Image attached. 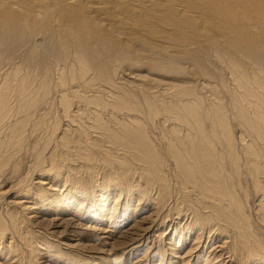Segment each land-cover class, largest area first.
Segmentation results:
<instances>
[{
  "label": "bare ground",
  "instance_id": "1",
  "mask_svg": "<svg viewBox=\"0 0 264 264\" xmlns=\"http://www.w3.org/2000/svg\"><path fill=\"white\" fill-rule=\"evenodd\" d=\"M5 1L7 7L11 8L16 13H21L20 7L18 6L20 4L18 3L19 0H5ZM39 1H40V5L38 7H40L41 9H48V11L57 10L58 7L59 6L61 7L62 5L77 6L80 3V0H39ZM138 1H136V3H138ZM158 1L156 3L157 6L160 4L158 3ZM229 1H230L229 2L230 5L228 6H230V10L233 13H235L237 10H242L241 16L243 18V28L242 31L239 32V34H241L239 35V37H237L238 35L236 31L234 32L231 31V33L229 32L231 34L230 35L231 39H229L228 47L224 52L223 50L221 52L216 50L213 53V63H214L213 65L215 66L216 70L218 69L217 71H219L220 68L221 71L225 72L226 79H224V82H222V80L213 81L214 84L210 86V88L214 91L213 92L214 97L212 98L210 97L212 100L209 99V101L207 99H206L207 101L204 100L203 96H201L200 94L199 96H197L198 93L193 94V92H189L183 89L182 90L184 92L183 91L178 92V90L176 89L177 92L176 95L174 96H172L173 94H171L170 96L165 95L167 93V90L164 89L163 91L164 92L166 91L164 96L160 94H159L160 96H157L144 92L142 88L138 89L136 87L139 90L138 92L143 93L140 97L142 98L141 101L144 103V105L147 108L146 116L143 117L139 115V113L137 114L135 112L137 115L130 114V115H126L127 117H122L123 116L122 113L126 114V112H121V111H124V109H126L125 107H129V105H131V103L133 102L134 98L129 93H127L126 90H125L126 92H123L122 89H120L121 92L119 91V93L123 92L122 95L121 94L119 95V93L116 92L117 91L116 89L119 87L118 86L119 83L117 82L118 84H115L116 81L115 82L111 81L114 80L111 79L114 76L113 74H115L114 70L112 72V69H109L107 71L105 69V76L103 77V79L106 80H101V79L99 80L100 82L102 81L103 83L101 84L99 82L101 85H104L106 88L109 87L111 89L110 95L108 97L103 95L104 92L102 91L104 89L100 88L101 87L100 85L99 87H95V89H97V91L100 93V96L98 92H97L98 93L97 96L96 94L94 95L93 93L92 96L88 94H84L83 93L84 90L82 92L81 87L83 86L85 87L86 84L88 83L90 84L92 83V81L94 82L92 75L95 73V71H97L98 73L100 72L101 77L99 74L97 75L99 76V78H102L103 72L102 70H100L102 67L101 68L96 67L98 69H96L95 71L93 70V67H91V64H93V61L91 62V58H90L92 53H90L89 56V54L87 55V51H94L95 49H89L87 46L85 47L86 41L84 43V39H83L84 33H82L84 31L83 30L82 32L81 30L75 31V28H73L74 30L70 29L73 36L72 38L73 42L76 43L73 44L71 42V46L73 45L71 49L74 50L72 56L73 61H70L69 58L67 62L69 63L70 61V64L63 61L67 63L66 65L69 66L68 68H65L66 70L63 68V66L66 67L65 65L59 66V62L61 60L59 62L55 61L58 64L57 67H62L63 69V70L60 68H59L60 70L58 69L59 71H61L60 73L56 71V74L58 72L59 81L57 80L56 82L57 92L56 93L53 92L54 93L53 95L58 94L57 97L56 95L55 97L53 95L50 96L51 92L48 90V88H50L49 87L50 84L46 82L47 76L44 77L40 75L41 76L39 77L40 79L35 78L38 80H35L34 78L28 80L29 78L28 75H30L29 70H27L28 71L27 73L23 75L22 74L19 75L20 73L18 71V67H14V66L12 67L11 70L8 71L9 73L7 72L5 74L6 78L4 77L5 79L0 80V173L3 172V174H5L4 171H6V168L8 167V163L10 162V166H11V162H13L10 160H13L15 158L18 159L17 157H20L22 153H25V151L26 152L29 151L28 147L30 144L33 143V142L30 143L31 141L30 138L36 136L35 133H37V131H44V135L41 136L45 138V142H44L45 146H43L42 148L43 150L46 149V151L45 153H40V154L37 153L35 157L36 161L33 160L32 163L34 164L35 162H37L35 163L36 165L35 164L34 165L36 166L35 167L36 170H38V172H40L41 174L44 175L48 174L52 176L50 178L51 180L53 181L56 180L59 183L60 182L64 183L63 187L65 188L66 193L64 192L61 193L60 191H56L55 189H52V187H50L49 185H47V187L43 186L44 184L43 183H42L43 185L41 183L39 184L38 181L37 183L39 187L34 185L30 186V188L29 186L27 187L26 185H28L29 183H27L28 177L26 175H28L29 173L25 174V177H27V179L25 177L24 178L20 177L21 179L18 177L19 179L17 180L18 182L16 186L18 188L15 191L18 190L17 193L19 195L22 194L25 196L21 198L23 200L20 202L18 201L5 202V204L7 203V206H5L4 208L5 210H3L5 213L0 212V256H6L7 252H10V254L14 252L11 246L12 242L11 241L8 242V240L10 239L14 240L15 237L19 236V238L21 237L22 239L30 243L28 234L30 233V230L32 228L28 230L29 229L28 227L29 224L31 223L38 224L32 221H35V218H37L38 216V212H36V210L39 208V206L42 207V205L46 206V204H48L49 207H51L54 212H66V211H71L70 208L72 207V203H73L72 200L74 199V201H76L78 199V196L79 199H81L80 197L84 196V201H88L89 199L90 200L92 199L93 201L92 194H96V188H94V185H96L99 181V177L101 176L100 175L101 170L106 169L104 177H102L104 174L103 173L101 176L102 178L100 179L103 180V185L106 188L108 189L110 188V190H113L112 191L113 195L114 194L117 195V193L118 194L120 193L118 195L119 199L121 198V195L123 193L126 194L127 198L129 197L131 199L133 197H136L134 196V194L137 195L138 193L139 198H141L142 195H144L146 198L144 197L143 198L147 199V201L149 200V203L154 202L153 203L154 205L156 206L158 205L157 208H160L159 209L160 211L165 210L167 211V213L172 212L173 214L174 210H178V211L180 210L179 212L176 211L178 212L177 215L181 216L182 213H188V215L190 216L191 218V221L189 223L190 226L192 225L196 226L198 224L202 225L203 226L202 229L199 230L197 226L198 229L194 228V230L191 231L192 233H190L191 235L190 236L188 235L189 237H192L194 235L195 240H198V244H197L198 246L196 248L191 249L193 253L195 252L196 249H197L196 251L198 252L199 246L203 245L201 241H202V237L204 236V233L207 231L208 233L209 232L212 233V230L216 228L215 230L218 231V233L222 232L221 233L222 236H224L223 233L227 234V236L230 235L229 237L226 238L231 239V241L226 240L222 244L223 247L221 248L219 247V249L221 250L220 251L218 250L217 252L214 250H211L210 252L211 247L210 246L207 247V244L204 245V248L206 249L209 248V252L212 253V255L209 254L210 256H214L213 258L215 259H220L222 257V253L224 256V251L228 249L229 250L228 253L231 254L229 258L232 259L234 256L235 260L238 262L242 261V264L243 261L245 262L248 261L247 264H264V238L261 239L263 235L259 237L260 235L258 233L259 229L256 228L255 225H251L248 219L249 217L247 215L245 209V203H244L245 201L244 198L247 197V193H245V188H243L244 187L243 185L245 183L243 181V178L249 180L251 182L249 184L253 185L254 192L256 194L255 196L258 197L257 198L258 205L256 207L257 213L256 212L255 213L257 214V220L259 225H262V223H264V5L263 6L258 5L255 2H251L252 3L251 5L248 4L252 0H243L244 2L243 4H239V2L237 4L236 3L237 0H229ZM259 1H264V0H257L256 2ZM148 2L151 1L145 2L147 4H142L140 7L144 6L149 8L150 5H148ZM28 3L30 2L28 1ZM111 3L113 4V2ZM103 4L106 5V3ZM156 4L151 5V7L152 6L156 7ZM27 6H25V8H27ZM126 6L128 7V5ZM174 6L175 5L171 7ZM23 7L24 6H22V8ZM99 7L100 5L96 7L95 5H90L89 11L91 12V14L95 11L98 12ZM180 9L181 11L183 10L181 7ZM25 10L26 9H24V11ZM33 10L35 9L32 8L30 12H33ZM34 12L36 14L35 15L33 13L35 16L39 15L36 10ZM33 14H29V15L31 16ZM39 17L42 16L39 15ZM70 17L71 16H69V18ZM58 18L60 19L59 16ZM234 18H232L233 21ZM13 20H15V18ZM37 20L38 19L36 18V21ZM46 20L43 17L41 18V22ZM4 22L5 21H2L0 25H4L3 24ZM32 22L34 23L35 21ZM5 24L7 25L6 26L7 28L4 25L6 29L4 32L5 35H2L3 40L6 38L5 41H7L8 36H11L13 34L17 36L19 35L20 27L18 26V23L15 22L14 24L11 25L10 23L5 22ZM233 24H234L233 28L235 27L236 29L234 22ZM32 26L33 24L31 25V27L30 26L29 27L32 29ZM2 27L0 26L1 28L0 32L3 31ZM33 27L37 28V26H33ZM37 29L40 30L41 28H37ZM43 31L44 30L42 28V31L39 32L43 34ZM47 33H49V31ZM59 33L60 32H58V35L55 36L52 32H51L52 34L51 36L49 34L46 35L43 34L45 40L48 39L49 46H53L50 44H53L55 39L58 38L60 39ZM238 40L241 41L242 43H240ZM27 42L29 44L30 41ZM31 43L29 47L31 46ZM61 43L62 42H60V44ZM21 44L22 43L18 45ZM28 44L26 43V45ZM96 44H92V46ZM12 45H16V42L13 43ZM12 45H9L10 50H12L11 48L14 47ZM56 45L58 46L59 43ZM67 45H69V43H67ZM67 45H63V46L61 45L62 48L60 51H62L63 49L62 52H64V50L67 49L68 47ZM33 46H34L33 49L29 48L30 49L29 51L32 53H34V49L35 51L38 50V47L36 48L37 44L36 45L33 44ZM103 46L105 47V45ZM96 47L100 48V50L101 48H103L101 46L100 47L94 46V48ZM113 47L115 46H112V48ZM18 48L20 49V47ZM24 49L26 48H23V50ZM51 49L53 48L47 50L44 49L45 53H43V56L45 58L50 59V60L45 59V63L46 60L51 61V57L50 56L48 57L49 53L51 52ZM54 50L57 52L56 49H53V51ZM60 51L58 49V53ZM113 54L117 55V58L115 57L113 58L112 56L111 57L106 56L105 63L110 64V62L113 59L118 60V58H120L119 55L116 54V51H114ZM62 57L64 56L62 55ZM27 58L32 63V60L29 59V57ZM64 58H67V55ZM119 60H124V59L122 58ZM55 62L54 61L51 62L52 64L54 63L55 65L54 69L56 67ZM48 63L50 64V62ZM13 64H18V62ZM20 64H22V62ZM60 65H62V63ZM46 66L51 67V65H45L44 67ZM26 68L28 69L27 65ZM54 69L53 70L51 69L53 72L52 74H55ZM102 69L104 71V68ZM46 73H48L49 76H51L50 75L51 71L48 70V72L46 71ZM40 74H41V70H40ZM43 75L46 74L43 73ZM66 77L68 78L67 81H66L67 79ZM51 84H53V82ZM89 84L86 86H91ZM93 84L91 86L92 88L94 86ZM222 85L225 87L224 88L225 94H227L226 103H223L224 100L222 99L221 92L219 91V88H221ZM53 89L51 88V90ZM170 89L172 88L170 87ZM153 91H152L153 94H157L156 93L157 91L156 92ZM168 91L170 93L169 89ZM172 92L173 91H171V93ZM173 93L175 94V92ZM185 94L189 98H184ZM54 100L56 101L55 103L57 104V106L61 107L60 110L62 111V115L60 117H62L67 121V125L66 123L63 124L66 125L67 128L62 129L60 135L57 133L58 134L57 137L54 135H56V130L59 131V129H57L59 125L55 127L56 125L53 123L54 124L53 127L55 128H52L51 126L52 119H54V117H52L53 109L56 108V104H54ZM134 103L135 102H133L132 105H136V103L135 104ZM59 112L57 114V117L60 114ZM119 114H121L122 116ZM160 114H162L163 116L159 118L160 121H158L159 119L157 120L156 117ZM105 116H108V119L104 118ZM62 118L61 119L59 118L60 120H58L59 122H56V124L61 123V121L65 122L62 120ZM155 119L158 122L155 121V123L152 124V126L150 127L152 131H149L150 128L147 129V127L145 126V122L151 123L154 122ZM53 121L55 122L56 119ZM168 121H170L171 123L170 122L168 123ZM234 125L235 127L238 128L237 137H235L234 134L235 131L233 128ZM155 128H157L156 130H159L158 134H155V132H153ZM49 130L51 132H48ZM37 140L38 139L36 138L35 141ZM40 142L42 143V141ZM37 146L38 144L36 145V147ZM35 149H33V151L36 152L37 150ZM28 153L30 154V152ZM16 159L15 161H18ZM74 161L77 162V165L72 164ZM44 162H48L50 164L49 169L39 168L42 163L44 164ZM13 169H14L13 170L14 173L17 174V168L13 167ZM9 171L11 170L9 169ZM81 171H82V177L77 175V172L80 173ZM136 179L140 183L144 182L143 185L141 184L139 190L134 189L135 183L138 184L137 182L133 184V180ZM37 183L35 182V184ZM125 185H127L128 188H126L125 190L123 188L122 190V187ZM21 186L23 188H20ZM14 187L15 186H13V188ZM15 191H11V193L7 192V193L10 196V194H12ZM4 195L5 193L0 192V197L3 196L2 198H4ZM16 195L15 197H17ZM79 199L76 202H78V204L80 205L81 203H79ZM27 200H29V203ZM31 200L34 201L31 203L30 202ZM0 202H2V200ZM2 203L0 204L3 206L4 204ZM145 206H147V204ZM154 210L155 212L157 211L156 209ZM155 212L153 213V215L155 214ZM174 217L173 219L172 218L171 219L174 220ZM69 221L72 220L61 218L55 220V223L51 222L53 223V225H55L52 232L54 234H59L60 236L65 234L66 228L65 227L62 228V227L68 225L70 226L73 223ZM143 221L141 220L140 222L142 223ZM42 222H46V221H42ZM60 228L63 229L62 230L63 232L60 231ZM141 230L140 228L138 229V231ZM184 230L182 229V232ZM199 231H201L200 234H198ZM125 235L126 236L128 235V231L127 233H125ZM173 235L174 237H176V231L174 232ZM126 238L128 241H130V243H132L131 242L132 240H135L134 238L131 240V236H127ZM180 240L181 239H179L178 241ZM18 244H20V241ZM69 245L71 248L74 249L82 246L79 244H75V245L69 244ZM206 249L204 251H206ZM190 251L187 252L185 258L188 256V254L192 253V251L191 252ZM197 252L195 253L196 254L195 258H197L196 263H199L198 260L199 257L197 255ZM14 258L16 262L17 258L16 257ZM95 258L97 257L95 256ZM212 262L213 261H211L210 258L209 260L205 258L203 263L202 262L201 263L212 264Z\"/></svg>",
  "mask_w": 264,
  "mask_h": 264
},
{
  "label": "rangeland",
  "instance_id": "2",
  "mask_svg": "<svg viewBox=\"0 0 264 264\" xmlns=\"http://www.w3.org/2000/svg\"><path fill=\"white\" fill-rule=\"evenodd\" d=\"M28 1L30 3H28ZM114 1L113 0H80V3L78 4L80 6H78V5L77 6L76 5H74V6L64 5L63 6L62 5L61 7L59 6L57 10H49L48 11V9H41L40 7H38L40 5L39 0H19L18 3H20V4L18 6L20 7L21 13H16L14 10H12L11 8L6 6L5 0H0V3H1L0 4V23H2V21H5L6 23H10L12 25L16 22V23H18V26L20 27L18 36L13 34L11 36H8V38H7L8 40L5 41L6 38L4 37L5 39L3 40L2 35H5L4 32H5V29L7 28L6 27L7 25L5 24V22L3 24L5 25L6 28L4 27V25H0L1 27L3 26L2 27L3 31L0 32V78L2 76L3 77L0 80H3L6 78L5 74L9 70H11L13 66L18 67V71L20 73L19 75H21V74L23 75V74L28 72L27 70H29L30 75L27 74L29 77L28 80L33 79V78L34 79L39 78V77H41L40 75H42L44 77L47 76L46 82L48 84H50V86H49L50 88H48V90L51 92L50 96H52L54 93L57 92L56 82H57V80L59 81L58 72L60 73L61 71H59V70L62 69V67H57L58 64L56 62H59L61 60L59 62V66L65 65L66 67L63 66V68L65 69V68L69 67L68 65H66L68 63L67 60L70 59V61H73L72 56H73L74 50L71 49V47L73 46V45L71 46V42L73 44H76V43L73 42V39H72L73 36H72L70 29L75 28V31H77V30H81V32H82V30L84 31V32H82V33H84L83 35H84V37H87V38L83 37L84 43L86 41L85 47L87 46L89 49H95L94 51H87V55L89 54V56H90V53H92L90 58H91V62L93 61V64H91V67H93V70L95 71L96 69H98L96 67L104 68V71L102 68L100 69L103 72L102 78H99V76H97L98 74L100 75V72L98 73L97 71H95L94 74L92 73L94 82L92 81V83H90V84L88 83V84L92 86V84L94 83L93 88L91 86H86V85H88V84H86L85 87L83 86L84 88L81 87L82 92L84 90V92H83L84 94H88V95L92 96V93H93L94 95L96 94V96H97L99 92L97 91V89H95V87H99V85H100L101 86L100 88L104 89L102 91V92H104L103 95L108 97L110 95L111 89L109 87H107L108 88L107 89L104 85H101L103 83H102V81L100 82L99 80L100 79L106 80V79H103V77L105 76V69H106V71L109 69H112V72L114 70L115 74H113L114 76L111 78L114 80H111V81H113V82L116 81L115 84H118V83L120 84V85L118 84V86L120 88L118 87L116 89L117 90L116 92L119 93L120 89H122L123 92L127 91V93H129L135 99V100L133 99V102H135L137 105V106L132 105L133 104V102H132L131 105H129V107H125L126 109H124V111H121V112H126V114L122 113L123 116L121 114H119L122 117H127L126 115H130V114L131 115H137L138 113H139V115H141L143 117L146 116L147 108L144 105V103L141 101L142 98L140 96L143 93L138 92L139 88L140 89L142 88L144 92H147L151 95H157V96H160V95L164 96V94L166 93V91L165 92L163 91L164 89L167 90V93L165 94L167 96L168 95L170 96L171 94H173L172 96L176 95V92H177L176 89L178 90V92H182L183 90H186L189 92H193V94L198 93L197 96H199V94H200L201 96H203L204 100H206V99L208 101H209V99L212 100L211 98L214 97L213 96L214 91L210 88V86H212L214 84L213 81L222 80V82H224V79H226L225 78L226 77L225 72L221 71L220 68H219V71H217L218 69L216 70L215 66L213 65L214 64L213 63V53L216 50H218L220 52L223 50V52H224L227 49L228 41H229V39H231V37H230L231 31L232 32L236 31L237 35H238L237 37H239V35H241V34H239V32L242 31V28H243V18L241 16L242 10H237L235 13H233L230 10V6H228V5H230L229 0H159V1L158 0H147V1H151V2H148V5H150L149 8L144 7V6L140 7L142 4H147V3H145V2H147L146 0L145 1H142V0H139V1L138 0H118L119 2L117 0H114ZM122 1H124V2H122ZM136 1H138V3H136ZM157 1H158V3L162 4V5H160V4L158 5L160 7L157 6V4H156ZM256 1L257 0H252L248 4L251 5L252 4L251 2H255L258 5H262V6L264 5V1H259L260 3L256 2ZM111 2H113V4ZM238 2H239V4L244 3L243 0H237L236 3L238 4ZM25 3H26V5H25ZM103 3H106V5ZM27 4H28V6H27ZM88 4H89V6L95 5V7L100 5L98 12L95 11L91 14V12L89 11ZM114 4H115V6H114ZM154 4H156V7H158V8H156L154 6H152L153 7L152 8L151 5H154ZM126 5H128V7ZM173 5H175V6L171 7ZM22 6H24V7L22 8ZM25 6H27L28 10H27V8H25ZM114 7H116V8H114ZM136 7H138V8H136ZM176 7H179V8H176ZM180 7L184 11L183 10L181 11ZM32 8L35 9L37 11V13L40 16H42L45 20L46 19H48V20L41 22L42 17H39V15L35 16L36 15L34 12L35 10H33V12H30V10ZM155 8H156V10H155ZM159 8H160V11H159ZM24 9H26V10L24 11ZM143 9H145V10H143ZM151 10H152V12H151ZM179 10H180V12H179ZM190 11H191V13H190ZM238 11L241 13H239ZM26 12H27V14H26ZM145 13H147V14H145ZM29 14H33L34 16L33 15L30 16ZM118 14H119V16H118ZM143 14H145L146 16ZM190 14H192L193 16ZM142 15H143V17H142ZM238 15H239V17H238ZM58 16L60 17V19L58 18ZM69 16H71V17L69 18ZM64 17H65V19H64ZM237 17H238V19H237ZM14 18H15V20H13ZM36 18L38 19L37 21H36ZM232 18H234V21L232 20ZM39 20L41 23L39 22ZM32 21H35V22L33 23ZM71 21H72V23H71ZM233 22L235 23L236 29H235V27L233 28V26H234ZM20 24H21V26H20ZM32 24H33V26H37V28H41V29L39 30L36 27L34 28L33 26L31 29L30 27ZM23 25H25V26H23ZM50 25H51V27H50ZM79 26H80V28H79ZM33 28L35 29V32H34ZM42 28L44 31H46V32L43 31V34H45V35L49 34L51 36L52 35L51 32H52L55 36V35H58V32H60L59 33L60 39L58 38V39H55V41H54L56 44L59 43L60 48H59V45L57 46L54 42H53V44H50L53 46H49L48 39L45 40L43 34L40 33L42 31ZM36 29L38 32L36 31ZM0 30H1V28H0ZM47 30L49 31V33H47L48 32ZM16 36H17V38H16ZM68 36H70V37H68ZM101 39H103V40H101ZM59 40H61V41H59ZM104 40H106V41H104ZM27 41H30L29 44ZM46 41L48 42V44ZM15 42H16V45H12ZM25 42L28 45H26ZM60 42H62L63 44L62 43L60 44ZM239 42L242 43L241 41H239ZM20 43H22L21 44L22 46L18 45ZM30 43H31V46L29 47ZM67 43H69V45H67ZM96 43L97 44L100 43V44L97 45ZM33 44L34 45L37 44L36 48L38 47V50L36 49L37 51H35V49H34V53L29 51L30 49L34 48ZM92 44H96L94 46L103 47V48H101V50L102 49L103 50L101 51L100 48H98V47L94 48V46H92ZM102 44L105 45V47ZM9 45L14 46L13 48H11L12 50H10ZM61 45L62 46L67 45L68 46L67 49L64 50V52L66 51L65 53L62 52L63 49H62V51H60L62 48ZM112 46H115V47L112 48ZM18 47H20V49ZM48 47L57 50V52L54 50L55 51V53H54L53 49H51V52L52 51L53 52L52 53L50 52L48 55V57L49 56L51 57V61H49L50 60L49 58H45L43 56V53H45V50L50 49ZM23 48H26V49L23 50ZM27 48H28V50H27ZM58 49L60 51L59 53H58ZM98 50H100V51H98ZM114 51H116V54H118L120 58H118V60L113 59L110 62V64L105 63L106 62L105 61L106 56H108V57L112 56L113 58L114 57L117 58V55L113 54ZM27 53H29V54H27ZM41 54H42V56H41ZM62 55L64 57H66V55H67V58L62 57ZM113 55H115V56H113ZM122 56H124V57H122ZM27 57H29V59L32 60V63L30 62V60H28ZM60 57H61V59H60ZM23 58H26V59H23ZM62 58H63V60H62ZM122 58L124 60H119ZM45 59H49L48 61L46 60L47 64L45 63ZM102 60H103V62H102ZM15 61L18 62L19 65L13 64V63H16ZM53 61L54 62L56 61L55 64H56L57 69H56V67L54 69L55 65H54V63L53 64L51 63ZM63 61H65L67 63H65ZM70 61L68 64H70ZM21 62H22V64H20ZM48 62H50V64ZM10 63H12L13 65ZM61 63H62V65H60ZM63 63H65V64H63ZM96 63H98V64H96ZM26 65H27L28 69L26 68ZM45 65H51L52 68L50 66L44 67ZM31 66H33V67H31ZM25 68H26V70H25ZM29 68H31V69H29ZM50 68L52 70L53 69L55 70V72H54L55 74H52L53 72ZM39 69L41 70V74H40ZM48 70L51 71L50 75L52 77L49 76L48 73H46V71L48 72ZM56 71H58L57 74H56ZM43 73L46 75H43ZM100 77H101V75H100ZM35 80H38V79H35ZM67 80H68V78L66 79V81ZM50 82L51 83L53 82V84H51ZM95 83H96V86H95ZM105 85H107V84H105ZM87 87H89L90 89ZM170 87L174 90L170 89ZM51 88L52 89L54 88L55 90L54 89L51 90ZM224 88L225 87L222 85V87L219 88V91L221 92L222 99L224 100L223 103H226L227 102V99H226L227 94H225ZM168 89L170 90V93H169ZM152 91L153 92L157 91L156 92L157 94H153ZM162 91H163V94H162ZM171 91L175 92V94L173 92L171 93ZM123 92L119 93V95L120 94L122 95ZM118 93H116V94H118ZM188 94H190V93H188ZM55 95L57 97L58 94H55ZM55 95H53V96L55 97ZM99 96H100V93H99ZM180 97H182V96H180ZM121 98H123V97H121ZM184 98H189V97H187V95L185 94ZM55 102L56 101L54 100V104H56ZM60 109H61V107L57 106V104H56V108L53 109V116H52V117H54V119H52V122H51L52 124L54 123L56 125L55 127H57V125H59L58 126L59 128L57 127V129H59V131L56 130V135H54L56 137L58 134L59 135L61 134L60 132L62 129L67 128L66 127L67 121L65 119H63L62 117H60L62 115V111ZM54 111L57 113H55ZM58 112L60 114L57 117ZM105 112H107V111H105ZM127 113H129V114H127ZM106 115H107V113H106ZM162 116L163 115L160 114L156 117V119L158 120ZM59 118L60 119L62 118V120L65 122L61 121V123L56 124V122H59L58 121V120H60ZM104 118L108 119V116H105ZM55 119H56V121L54 122L53 120H55ZM156 119L154 120V122H151V123L145 122V126L147 127V129L150 128L152 126V124L155 123V121L156 122L160 121V119L158 121ZM169 122L170 121H168V123ZM65 123H66V125H63ZM52 124H51L52 128H55V127H53L54 124L53 125ZM233 128L235 130L234 131L235 137H237V133H238L237 129L238 128L235 127V125ZM156 129L157 128H155L153 132H155V134H158L159 130H156ZM149 131H152V129L150 128ZM48 132H51V131L49 130ZM35 135L36 136H33L30 138L31 139L30 143L33 142L36 145L38 144V146L36 147V145L33 143L30 144L28 147L29 151H27V152L25 151V153H22L20 155V157H17L18 159L15 158L18 161H15V159L10 160L13 162H11V166H10V162L8 163V167L6 168L7 172L4 171L5 174L7 173L6 175L3 174V172L0 173V175H1L0 178L3 177L2 179H0V192L5 193L4 198H2L3 196L0 197L1 198L0 201L2 200V202H3V203L2 202H0V203L4 204L3 206L0 204L1 205L0 210L3 208L0 211L1 213H5L3 211V210H5L4 209L5 206H7V203L5 204V202H8V201L9 202H17V201L20 202L23 200L21 198L24 197L25 195L20 194L21 195L20 196L17 193L18 190L17 191H15V190L18 188V187H16L17 182H18L17 180L20 177L24 178L25 174H28V173L29 174L26 175L28 177V179H27V177H25L27 179V183H29L28 185H26L27 187L29 186V188H30V186H32V185L39 187L38 183L39 184L43 183L44 184V185L42 184L43 186L47 187V185H49L50 187H52V189H55L56 191H60L61 193L62 192L66 193L65 188L63 187L64 183H61V182L59 183L56 180L55 181L51 180L50 178L52 176H50L48 174L47 175L41 174L35 168L36 167L35 163H37V162L34 163L35 165L32 163L33 160L36 161L35 157H36L37 153H39V154L45 153V151H46V149L43 150V148H42L43 146H45V143H44L45 138L42 137L44 135V131H37V133H35ZM38 136H41L42 138L38 137ZM36 138L38 139L37 141H35ZM40 141H42V143ZM39 144H42V145H39ZM160 148H162V147H160ZM33 149H35L37 151L35 152V151H33ZM28 152H30V154ZM29 158H31V159H29ZM30 163H32L33 165ZM72 164L77 165V162L74 161ZM33 166H34V168H33ZM13 167L17 168V174L14 173ZM39 168L40 169H43V168L49 169L50 164L48 162H44V164L42 163ZM9 169L11 171H9ZM27 170H28V172H27ZM29 170H30V172H29ZM102 170L100 172V175L102 176V174L104 173L102 176V177H104L106 169H102ZM36 174H37V176H36ZM63 174H65V173H63ZM77 175L82 177V171L80 173L77 172ZM101 176L99 177V181L97 183L98 185L97 184L94 185V188H96V194H92V196H93L92 198H93L94 202L92 201V199L91 200L89 199L88 201H84V196L80 197L81 199H79V196H78L79 203H81L83 205H81V204L79 205L78 202H76L78 199L76 201H74V199H73L72 200V202H73L72 207L70 208L71 211H66V212H54L53 209L51 207H49L48 204H46V206L42 205V207L39 206V208L36 210V212H38L37 218L38 217H40V218H38V219L35 218V221H32V222H36L38 224L31 223V224H29V227H28L29 228L28 230H30L32 228L30 230V233L28 234V237L30 239V243H28L27 241H25L24 239H22L20 237L22 239L21 240L19 238V236L15 237L14 240H11V239L8 240V242L11 241L12 243H15V244L11 243V246H12L14 252H12L11 254H10V252H7L6 256H0V264L1 263L2 264H26V263L27 264H186V263L187 264H202L203 261L205 260V258L208 260L210 258V260L213 261L212 264H230V263L231 264H235V263L236 264H242V261H239V262H241V263H239L238 261L235 260L234 256L232 259L229 258L231 256V254L228 253L229 252L228 249L224 251V256L222 253V257L220 259H215V258H213L214 256H210V255H212V253H210L211 250H214L216 252L218 250L220 251L221 249H219V247L220 248L223 247L222 244L226 240L231 241V239L226 238V237H229L230 235L227 236V234L223 233L224 236H222V234H221L222 232L218 233V231L215 230L216 228L214 230H212V233L211 232L208 233V231H207V232H205L206 234L204 233V236L202 237L201 243L203 245L199 246L198 252L196 251L197 250L196 249L195 252L193 253V251L191 249L196 248L198 246L197 245L198 240H195L194 235L192 236L193 238L189 237L191 235L190 233H192L191 231L194 230V228L196 229L197 226H198L199 230L202 229L203 226L200 224H198L196 226L195 225L190 226L189 223L191 221V218L188 215V213H182L181 216L177 215L180 210L179 211L174 210L173 214H172V212H170L171 214L167 213V211L164 210L165 211V213H164V211L159 210L160 208H157L158 205L156 206L153 204L154 202L149 203V200L147 201V199H144V198H146L144 195H142V197L139 198L138 193H137V195L134 194V196H136V197L132 196L133 197L132 199L129 197L127 198L126 194L123 193L121 195V198L119 199L118 195L120 193L119 194L117 193V195H115V194L113 195V193H112L113 190H110V188L108 189L103 185V180L100 179V178H102ZM29 177L32 180L35 178L33 180V182ZM85 177H87V176H85ZM97 179H98V177H97ZM34 181L36 183L38 181V183L35 184ZM100 181H102V182H100ZM243 181L245 182V183L243 182L244 183L243 188H245V193H247V197L244 198V200H245L244 203H245V209H246L247 215L249 217L248 219H249L251 225H255V227L259 229V231L257 229L258 233L260 234L259 237L263 235L261 238V239H263L264 238V228H263L264 223H262V225H259L258 220H257V214H256L257 213L256 207L258 205V201H257L258 197L255 196L256 194L254 192L253 185L249 184L251 182L247 179H244V178H243ZM135 182H137L139 185L136 184ZM100 183H101V185H100ZM134 183H135L134 186L136 187V188L134 187V189L139 190L141 184L143 185L144 182L140 183L136 179V180H133V184ZM13 186H15L16 188L15 187L13 188ZM101 187H102V189H101ZM20 188H23V187L21 186ZM123 188L125 190L126 188H128V186L127 185L123 186L122 190H123ZM11 191H15V192L10 194V196H9L8 193H11ZM16 193H17V195H16ZM15 195L17 197H15ZM134 198H136V199H134ZM27 201L29 203V200H27ZM33 201L34 200H31L30 202L32 203ZM146 204H147V206H145ZM150 205H152V206H150ZM80 207H83V208H80ZM154 209H156L157 211L155 212ZM52 211H53V213H52ZM176 211H178V212H176ZM154 212H155V214L153 215ZM182 212H184V211H182ZM174 216L176 217V219ZM187 216H188V218H187ZM25 217H26V214H25ZM156 217H158V218H156ZM173 217H174V220H172ZM61 218L62 219H70L72 221H69V222L74 223V224L72 223L70 226L68 225V226L62 227V228H64V227L66 228V233L69 236L66 233L60 236L59 234H54L52 232L54 229V226H55V225H53V223H55V220L61 219ZM166 218H168V219H166ZM143 219H144V221H143ZM141 220L143 221L142 223L140 222ZM42 221H46V222H42ZM167 221H168V223H167ZM51 222H53V223H51ZM72 225H73V227H72ZM62 228H60V231L63 230ZM139 228H140V230L141 229L142 230L138 231ZM181 228L183 230L184 229L185 230L182 232ZM133 230H136V231H133ZM60 231H58V232H60ZM127 231H128L127 236H131V240L133 238L135 239V240L131 241L132 243H130V241H128L126 238L127 236L125 235V233H127ZM175 231H176V237H174V235H173ZM200 232L201 231H199L198 234H200ZM72 233L75 235H73ZM228 234H230V233H228ZM123 235H125V236H123ZM184 235H186V236H184ZM209 235H210V237H209ZM172 237H174V238H172ZM182 238H183V240H182ZM18 239L20 241V244L22 243L21 245L18 244L19 243ZM179 239H181V240L178 241ZM207 241H209V242H207ZM128 242H129V244H128ZM16 243H17V245H16ZM124 243H126V244H124ZM69 244H74V245L79 244V245H82L84 247L80 246V247L74 249V248H71ZM206 244H207V247H209V246L211 247L210 252H209V248L208 249L204 248V245H206ZM201 246H203V247H201ZM19 247H21V248H19ZM86 247H87V249H86ZM91 247H92V249H91ZM205 249H206V251H204ZM90 250H92V251H90ZM190 250L192 251L193 254L190 253L185 258L187 252H189ZM11 251H12V249H11ZM202 251H203V253H202ZM196 252H197V255L199 257L198 258L199 263H196V261H197V258H195ZM24 253H25V255H24ZM18 255H19V257H18ZM95 256L97 258H95ZM14 257L17 258L16 262H15ZM6 261H9V262H6ZM184 261H185V263H184ZM247 262L243 261V264H247Z\"/></svg>",
  "mask_w": 264,
  "mask_h": 264
}]
</instances>
